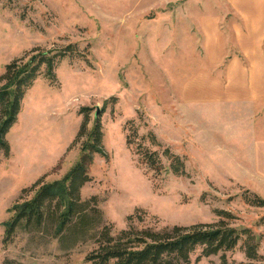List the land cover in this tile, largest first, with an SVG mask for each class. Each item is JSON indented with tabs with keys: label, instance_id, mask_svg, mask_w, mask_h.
<instances>
[{
	"label": "rangeland",
	"instance_id": "1",
	"mask_svg": "<svg viewBox=\"0 0 264 264\" xmlns=\"http://www.w3.org/2000/svg\"><path fill=\"white\" fill-rule=\"evenodd\" d=\"M234 10L260 16L264 26V0H0V77L12 61L67 52L53 67L54 79L41 65L5 134L0 264H89L97 231L105 224L113 233L126 228L136 210L147 215L137 227L222 220L255 236V258L247 257L242 235L233 249L208 256L197 246L190 264H264V97L256 96L264 92V56L256 43L239 49L245 36ZM217 11L225 16L222 36L235 42L228 58L214 63L221 50L205 48L208 34L197 32L194 15ZM96 122L101 152L92 153L90 180L79 193L82 201L95 198L89 205L101 219L88 211L93 225L73 223L58 234L50 213L41 229L18 227L4 242L11 207L29 200L36 183L61 181L81 160ZM139 142L158 152L161 171L142 163ZM168 154L183 162L182 173L170 170Z\"/></svg>",
	"mask_w": 264,
	"mask_h": 264
},
{
	"label": "trees",
	"instance_id": "2",
	"mask_svg": "<svg viewBox=\"0 0 264 264\" xmlns=\"http://www.w3.org/2000/svg\"><path fill=\"white\" fill-rule=\"evenodd\" d=\"M60 53L43 52L36 60L33 56L28 63L18 64L12 61L5 66V72L0 77L5 80L4 85L0 87V150L3 152H8L9 146L5 134L16 120L26 90L39 74L41 65L45 66V76L54 79L53 67L60 58L67 55L66 51ZM131 133L132 135L127 139L129 145L133 141L132 138L137 136L135 129ZM101 139L100 124L96 122L88 134L87 142L83 145L84 153L81 160L71 167L64 178L59 182L43 183L38 186L39 182L36 183L33 186L37 189L29 200L16 202L11 207L10 219L4 223V242L10 239L18 227L26 231L41 229L50 213L55 215L58 234L70 229L73 223L93 225L92 221L95 220L89 216L88 211H91L94 217L101 219L97 208L89 205L90 202H94L95 205V198L82 201L79 193L83 184L90 180L87 163L93 152H101ZM136 152L148 170L158 173L163 169L158 152H149L141 142L137 144ZM167 153L168 148L163 151L164 155ZM167 159L170 160V170L174 173L183 172V162L178 156L168 154ZM52 204H54L53 211L50 209ZM145 216L147 217L144 212L136 210L135 213L127 216L129 225L116 233H113L111 224L103 225L95 234V247L87 254L86 262L89 264H190L189 255L197 246L202 248L201 255L208 256L233 249L242 235H246L247 257H256L255 236L248 229L238 230L226 225L222 220L190 226L173 225L161 230L151 226H135V222H143ZM150 218L157 222L155 217ZM2 264L23 263L4 259Z\"/></svg>",
	"mask_w": 264,
	"mask_h": 264
},
{
	"label": "crops",
	"instance_id": "3",
	"mask_svg": "<svg viewBox=\"0 0 264 264\" xmlns=\"http://www.w3.org/2000/svg\"><path fill=\"white\" fill-rule=\"evenodd\" d=\"M227 1V0H226ZM229 1H232V0H229ZM246 1H254V0H246ZM257 2L258 1H263V0H256ZM258 7V5H257ZM235 13H236V16L239 15V19H241V24H240V28H241V32L242 34L245 36V38L241 39L240 37L238 38V43L242 42L243 46L239 49H248V48H251L253 47V45L256 43V49L258 51H260L263 56H264V45H263V48H261V45L260 42H261V39L264 38V26H262L260 24V16H257V17H253V16H249L245 10V13H242L241 11L239 10H234ZM200 12H203V11H200ZM224 12V11H223ZM222 12H215L214 14H201V13H197L194 15V18L195 20L194 21H197L196 23V30L197 32H207V36L204 37L203 39V43L206 44V49H209L208 46H210V48H212V51H214L217 47H219V51L218 52V56L216 57L214 61V63H218L221 61H223L224 59L228 58L227 56H225L226 54V51L228 50V46H229V43H232V42H235V41H231L228 43L227 41L229 40H226L225 37L222 36V31H220V29L218 28V24L219 23H222L221 21V18L222 17H225V16H222ZM228 27L230 29V32L232 34V27H233V24L230 23V25L228 24ZM254 33H257V37L253 38V36H251L250 34H253ZM212 36H215L217 38V41L219 40H222V37H223V40L222 41H219V42H216V43H211V37ZM232 36V35H231ZM234 40H236V37L234 38ZM255 39V42H251V40ZM241 45V44H240ZM254 48V47H253ZM212 51L210 52H206L207 54H209V56L213 55ZM257 51V52H258ZM256 52V53H257ZM240 53L243 54V52L240 50ZM245 53V52H244ZM224 54V56H223ZM244 55V54H243ZM246 58H251L250 54L248 52L245 53L244 55ZM230 64H234L233 60H231V63ZM263 77V76H262ZM252 79L254 80V76H252ZM257 97L261 98V97H264V92L263 91H258V94H256ZM264 98H261V102L263 101Z\"/></svg>",
	"mask_w": 264,
	"mask_h": 264
},
{
	"label": "water",
	"instance_id": "4",
	"mask_svg": "<svg viewBox=\"0 0 264 264\" xmlns=\"http://www.w3.org/2000/svg\"><path fill=\"white\" fill-rule=\"evenodd\" d=\"M98 113V108H96V114Z\"/></svg>",
	"mask_w": 264,
	"mask_h": 264
}]
</instances>
